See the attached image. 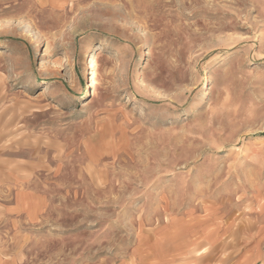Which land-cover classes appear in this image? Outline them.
<instances>
[{
  "label": "rangeland",
  "instance_id": "rangeland-1",
  "mask_svg": "<svg viewBox=\"0 0 264 264\" xmlns=\"http://www.w3.org/2000/svg\"><path fill=\"white\" fill-rule=\"evenodd\" d=\"M260 194L264 0H0V237L19 264L111 263L162 211Z\"/></svg>",
  "mask_w": 264,
  "mask_h": 264
},
{
  "label": "crops",
  "instance_id": "crops-1",
  "mask_svg": "<svg viewBox=\"0 0 264 264\" xmlns=\"http://www.w3.org/2000/svg\"><path fill=\"white\" fill-rule=\"evenodd\" d=\"M15 193L10 211L31 219ZM33 193L26 202L38 203L36 216L44 197ZM253 200L248 211L222 212L227 216H220L213 207L162 211L169 216L153 229H142L124 256L106 264H264V195ZM9 240L0 237V264H19L21 251L17 248L22 239L11 244Z\"/></svg>",
  "mask_w": 264,
  "mask_h": 264
},
{
  "label": "bare ground",
  "instance_id": "bare-ground-1",
  "mask_svg": "<svg viewBox=\"0 0 264 264\" xmlns=\"http://www.w3.org/2000/svg\"><path fill=\"white\" fill-rule=\"evenodd\" d=\"M93 50H94V46H91L90 49H89V52H92ZM88 57H90V54L89 53H87L85 55L84 59H87ZM91 82H92L91 85H93L95 83V78L94 77L91 78Z\"/></svg>",
  "mask_w": 264,
  "mask_h": 264
}]
</instances>
